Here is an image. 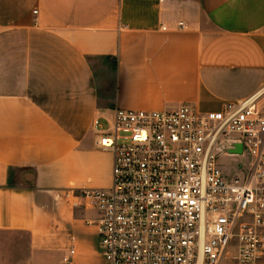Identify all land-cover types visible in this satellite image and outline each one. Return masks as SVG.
Instances as JSON below:
<instances>
[{
	"label": "crops",
	"instance_id": "crops-1",
	"mask_svg": "<svg viewBox=\"0 0 264 264\" xmlns=\"http://www.w3.org/2000/svg\"><path fill=\"white\" fill-rule=\"evenodd\" d=\"M263 89L264 0H0V233L29 235L0 264H63L71 235L74 264H105L97 212L65 192L111 186L116 109Z\"/></svg>",
	"mask_w": 264,
	"mask_h": 264
},
{
	"label": "built area",
	"instance_id": "built-area-1",
	"mask_svg": "<svg viewBox=\"0 0 264 264\" xmlns=\"http://www.w3.org/2000/svg\"><path fill=\"white\" fill-rule=\"evenodd\" d=\"M37 13V11H35ZM260 93L201 112L118 108L99 145L112 184L69 189L97 212L105 264H264V107ZM100 121L95 125L99 126ZM237 144L242 154L231 153ZM224 157L247 160L230 176ZM76 237L63 264H74Z\"/></svg>",
	"mask_w": 264,
	"mask_h": 264
},
{
	"label": "rangeland",
	"instance_id": "rangeland-1",
	"mask_svg": "<svg viewBox=\"0 0 264 264\" xmlns=\"http://www.w3.org/2000/svg\"><path fill=\"white\" fill-rule=\"evenodd\" d=\"M261 105L264 107V89L262 91L261 97ZM223 168L226 173L230 176L234 175L235 173H240L242 170H247V160L246 159H239V158H230L224 157L221 160ZM94 213V212H93ZM29 241V235L27 233H8L2 232L0 233V245L5 248H10L8 254L6 256L11 260L15 258V252L17 251L19 246L27 247ZM18 255V254H17ZM10 256V257H9ZM100 259V256H98Z\"/></svg>",
	"mask_w": 264,
	"mask_h": 264
},
{
	"label": "water",
	"instance_id": "water-1",
	"mask_svg": "<svg viewBox=\"0 0 264 264\" xmlns=\"http://www.w3.org/2000/svg\"><path fill=\"white\" fill-rule=\"evenodd\" d=\"M230 152H231V153H235V154H242V152H243V147H242L241 144H237V145L235 146V149H231Z\"/></svg>",
	"mask_w": 264,
	"mask_h": 264
},
{
	"label": "bare ground",
	"instance_id": "bare-ground-1",
	"mask_svg": "<svg viewBox=\"0 0 264 264\" xmlns=\"http://www.w3.org/2000/svg\"><path fill=\"white\" fill-rule=\"evenodd\" d=\"M259 93H260V95H261V94H262V91H260Z\"/></svg>",
	"mask_w": 264,
	"mask_h": 264
}]
</instances>
